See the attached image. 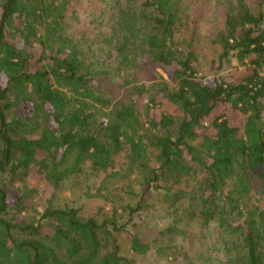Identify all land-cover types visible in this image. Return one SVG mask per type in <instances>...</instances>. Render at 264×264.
Instances as JSON below:
<instances>
[{
    "label": "trees",
    "instance_id": "obj_1",
    "mask_svg": "<svg viewBox=\"0 0 264 264\" xmlns=\"http://www.w3.org/2000/svg\"><path fill=\"white\" fill-rule=\"evenodd\" d=\"M0 264H264V0H0Z\"/></svg>",
    "mask_w": 264,
    "mask_h": 264
},
{
    "label": "rangeland",
    "instance_id": "obj_2",
    "mask_svg": "<svg viewBox=\"0 0 264 264\" xmlns=\"http://www.w3.org/2000/svg\"><path fill=\"white\" fill-rule=\"evenodd\" d=\"M213 6H207L205 7L203 13L205 14L204 16V20H208L210 19V17L213 15ZM158 74L162 76L163 80L169 82L168 79V75L166 74L165 71H163L162 69L157 70ZM86 175V174H85ZM79 181H81V186H75L71 189H66L64 188L60 194H59V199H60V203L61 204H67V205H71V206H80L81 205V200L78 199L79 194L81 192H76V190H79L82 188V186H84V188H82V192L85 190L86 186H90V187H95L98 188L100 185H98L95 180L93 178H89L88 175L79 178ZM123 184H125L123 187ZM128 185L133 186V182L132 181H109L107 182L106 185L103 186V188H107V191L113 194H116L115 196L111 197L110 201H106V200H102L98 197L96 198H91L89 200H86L87 206L86 209L92 214L95 212H99V210H104L109 211V210H115L117 211L119 214L121 213V207L118 203V200L120 198V193H123L126 191V189H128ZM123 187V188H122ZM47 194V189H41L40 190V194L39 197H37L34 200V207L36 208V210L38 212H41V201L40 198L42 197V195H46ZM128 198V197H127ZM85 201V200H84ZM102 207V208H100ZM100 208V209H99ZM146 219V222L150 225H160L157 221H155L153 219V217L151 215H146L144 217V220ZM125 244V243H124ZM124 251H127V245L125 244V246H123Z\"/></svg>",
    "mask_w": 264,
    "mask_h": 264
}]
</instances>
